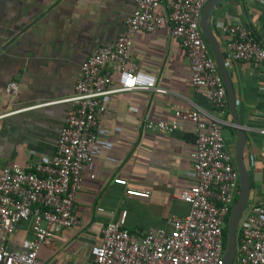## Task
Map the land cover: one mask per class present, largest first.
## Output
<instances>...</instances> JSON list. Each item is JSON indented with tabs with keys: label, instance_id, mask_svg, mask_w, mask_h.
I'll use <instances>...</instances> for the list:
<instances>
[{
	"label": "crops",
	"instance_id": "obj_1",
	"mask_svg": "<svg viewBox=\"0 0 264 264\" xmlns=\"http://www.w3.org/2000/svg\"><path fill=\"white\" fill-rule=\"evenodd\" d=\"M133 9L134 0H0V172L14 163L33 166L53 154L68 108L56 101L73 94L81 63L96 47L114 44ZM164 11L163 5L157 9ZM236 23L262 36V0H220L210 17L246 133L248 209L264 202V64L229 59L220 26ZM126 65L135 71L115 72L111 87L132 89L104 98L92 162L82 169V189L74 204L80 224L62 229L53 245L38 251L45 264H93V249L107 222L117 221L131 231H169L167 218L188 212L178 196L195 184L193 125L183 121L172 133H155L144 127L146 120H173L176 109L199 108L223 123L234 159L237 132L229 110L220 116L194 94L188 58L167 26L134 33ZM10 81L18 84L15 94L4 91ZM128 189L149 196L128 195ZM31 223L21 221L6 236L5 246L19 249L32 236Z\"/></svg>",
	"mask_w": 264,
	"mask_h": 264
},
{
	"label": "built area",
	"instance_id": "obj_2",
	"mask_svg": "<svg viewBox=\"0 0 264 264\" xmlns=\"http://www.w3.org/2000/svg\"><path fill=\"white\" fill-rule=\"evenodd\" d=\"M208 0H134L132 14L113 45L96 47L81 63L71 96L56 102L68 108L53 154L35 165L12 164L0 172V264H45L38 258L42 247L51 246L62 229L77 226L75 196L82 189L81 173L92 162L99 116L104 98L130 90L112 88L115 72L133 73L127 67L132 36L137 31L169 28L189 61L190 85L216 114L228 113V98L211 48L200 27L202 8ZM264 4V0H262ZM164 12H157L159 6ZM224 48L232 61L264 64V34L255 37L243 24H223ZM5 93L15 94L10 81ZM173 120L144 122L155 133H172L179 122L193 125L192 176L195 184L179 194L188 206L184 216L172 215L164 228L131 231L117 221L101 230V243L93 249V264H223L224 235L230 210L239 192V173L229 153L223 123L196 109H176ZM264 135V129L260 130ZM125 184L124 180H116ZM128 195L148 197L149 192L126 190ZM31 219L30 238L10 250L5 238L17 225ZM233 264H264V202L244 209L239 219Z\"/></svg>",
	"mask_w": 264,
	"mask_h": 264
},
{
	"label": "water",
	"instance_id": "obj_3",
	"mask_svg": "<svg viewBox=\"0 0 264 264\" xmlns=\"http://www.w3.org/2000/svg\"><path fill=\"white\" fill-rule=\"evenodd\" d=\"M218 1L220 0H208L205 3L200 16V27L205 39L207 40L211 48L217 69L223 80L228 98V110L232 118V126L236 129L237 132L234 149V161L239 173V192L237 199L230 210L227 221L226 246L223 257V264H233L236 250L237 226L239 219L241 218L245 209L251 184L249 174L243 162V150L246 143L245 128L242 126L239 120L236 110V95L234 86L228 72L219 41L214 34L210 24L211 10Z\"/></svg>",
	"mask_w": 264,
	"mask_h": 264
},
{
	"label": "trees",
	"instance_id": "obj_4",
	"mask_svg": "<svg viewBox=\"0 0 264 264\" xmlns=\"http://www.w3.org/2000/svg\"><path fill=\"white\" fill-rule=\"evenodd\" d=\"M227 226V225H226ZM226 226H225V228H224V230H223V235H224V247L226 246Z\"/></svg>",
	"mask_w": 264,
	"mask_h": 264
}]
</instances>
